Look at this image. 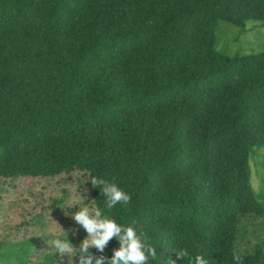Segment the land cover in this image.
I'll list each match as a JSON object with an SVG mask.
<instances>
[{
    "label": "trees",
    "instance_id": "16d2710c",
    "mask_svg": "<svg viewBox=\"0 0 264 264\" xmlns=\"http://www.w3.org/2000/svg\"><path fill=\"white\" fill-rule=\"evenodd\" d=\"M248 21L264 22V0H0V179L83 174L93 208L154 249L147 264H264V239L246 243L264 219L250 168L264 150V52L215 47L220 23ZM90 175L129 203L108 209ZM34 240L2 238L0 251L29 264Z\"/></svg>",
    "mask_w": 264,
    "mask_h": 264
},
{
    "label": "rangeland",
    "instance_id": "374dc122",
    "mask_svg": "<svg viewBox=\"0 0 264 264\" xmlns=\"http://www.w3.org/2000/svg\"><path fill=\"white\" fill-rule=\"evenodd\" d=\"M216 50L227 56L249 55L264 52V22L248 21L244 28L220 23L215 30ZM262 156L250 159L251 184L256 193L260 190L259 172L264 162ZM93 208L90 192L83 174L52 178L23 177L15 180L0 179V239L21 240L33 238L34 250L30 256L34 264L43 256L51 255L52 264H74L72 255H58L51 247V240L65 236L69 243L80 246L88 238L86 230L73 218L80 207ZM246 243L251 246L258 238L264 239V219L253 218L247 224ZM245 244L241 245L243 250ZM15 248L0 251V264L14 263Z\"/></svg>",
    "mask_w": 264,
    "mask_h": 264
},
{
    "label": "clouds",
    "instance_id": "9594fccd",
    "mask_svg": "<svg viewBox=\"0 0 264 264\" xmlns=\"http://www.w3.org/2000/svg\"><path fill=\"white\" fill-rule=\"evenodd\" d=\"M90 182L105 195L108 209L117 205H127L131 199L130 195L116 183L101 176L90 175ZM73 218L88 233V238L80 245L78 264H93L92 257L88 255L89 248L94 247L102 252L113 238L117 240L119 246L114 249L111 258L98 257L95 264H147L149 257H155L154 249L147 246L136 227L118 223L104 215L99 208L80 207L73 214ZM50 243L55 254L61 256L73 254V246L65 236L54 237ZM186 255H188L186 250L177 252L180 258ZM194 264H207V260L197 256Z\"/></svg>",
    "mask_w": 264,
    "mask_h": 264
}]
</instances>
